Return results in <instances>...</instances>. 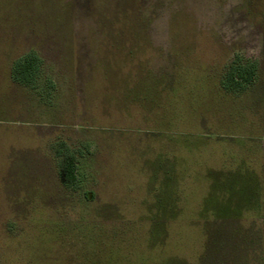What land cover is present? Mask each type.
Wrapping results in <instances>:
<instances>
[{"label":"rangeland","instance_id":"rangeland-1","mask_svg":"<svg viewBox=\"0 0 264 264\" xmlns=\"http://www.w3.org/2000/svg\"><path fill=\"white\" fill-rule=\"evenodd\" d=\"M0 264H264V0H0Z\"/></svg>","mask_w":264,"mask_h":264},{"label":"trees","instance_id":"trees-1","mask_svg":"<svg viewBox=\"0 0 264 264\" xmlns=\"http://www.w3.org/2000/svg\"><path fill=\"white\" fill-rule=\"evenodd\" d=\"M38 68L36 55L28 52L13 63L11 76L17 82L28 84L34 80ZM253 75V65L249 67L230 65L222 79V84L230 90L244 88L245 85L252 81ZM57 152L60 153L59 151ZM58 168L59 179L62 183L68 185L76 183V162L73 153L65 151L61 155Z\"/></svg>","mask_w":264,"mask_h":264}]
</instances>
